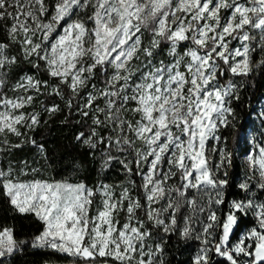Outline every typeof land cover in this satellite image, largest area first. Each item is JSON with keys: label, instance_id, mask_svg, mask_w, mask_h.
<instances>
[{"label": "snow or ice", "instance_id": "obj_1", "mask_svg": "<svg viewBox=\"0 0 264 264\" xmlns=\"http://www.w3.org/2000/svg\"><path fill=\"white\" fill-rule=\"evenodd\" d=\"M258 75L264 0H0V264H264Z\"/></svg>", "mask_w": 264, "mask_h": 264}, {"label": "trees", "instance_id": "obj_2", "mask_svg": "<svg viewBox=\"0 0 264 264\" xmlns=\"http://www.w3.org/2000/svg\"><path fill=\"white\" fill-rule=\"evenodd\" d=\"M262 99H264V76L258 75L255 77L254 87L250 86L243 93L240 103L236 105L239 116V119L236 121V127L227 129L225 133L228 136L229 146L235 145L239 157L244 151L242 147L243 134L252 126L253 115L256 114L255 108L257 103ZM41 131L44 132V135L49 140L50 147H61L68 143V140L65 138L68 135V129L63 128L59 124V118L52 122L48 131L45 132L43 129ZM236 163L238 165L241 163L239 158ZM54 175L56 179H61L67 173L60 175L54 173ZM16 223L19 228L18 235L31 234L38 227L32 221V217H28L27 219L17 218ZM46 259H49V255L42 250H30L24 254H17L15 257L10 258L8 264H44ZM179 259H184V256H180Z\"/></svg>", "mask_w": 264, "mask_h": 264}, {"label": "rangeland", "instance_id": "obj_3", "mask_svg": "<svg viewBox=\"0 0 264 264\" xmlns=\"http://www.w3.org/2000/svg\"><path fill=\"white\" fill-rule=\"evenodd\" d=\"M262 110H264V99H262L259 103H257V106L255 108L256 114L253 115L254 120L252 122V126L243 134L242 147L244 151L241 153L240 157L244 155L245 149L250 147L249 141L251 139H253L254 137L256 139H260L259 133L261 128V122L258 113H260Z\"/></svg>", "mask_w": 264, "mask_h": 264}]
</instances>
